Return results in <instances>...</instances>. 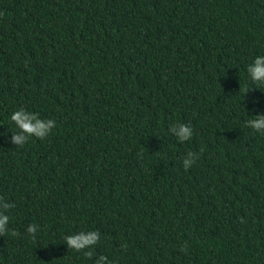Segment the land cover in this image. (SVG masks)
<instances>
[{"label": "trees", "instance_id": "16d2710c", "mask_svg": "<svg viewBox=\"0 0 264 264\" xmlns=\"http://www.w3.org/2000/svg\"><path fill=\"white\" fill-rule=\"evenodd\" d=\"M258 56L264 0H0V264H264ZM20 109L55 128L15 146Z\"/></svg>", "mask_w": 264, "mask_h": 264}, {"label": "clouds", "instance_id": "9594fccd", "mask_svg": "<svg viewBox=\"0 0 264 264\" xmlns=\"http://www.w3.org/2000/svg\"><path fill=\"white\" fill-rule=\"evenodd\" d=\"M249 76L253 83L264 86V56L255 58L253 64L247 69ZM252 90L248 89L247 93ZM254 119L246 121V126L264 135V114L254 116ZM11 121L18 128V132H12V143L15 146L23 147L28 143L29 139L35 137L40 140L46 139L56 124L53 120H43L38 114L31 113L25 109H20L14 112L11 116ZM170 132L177 137L180 143L190 140L193 136V130L190 125L177 124L170 128ZM199 159L194 152H188L183 159V166L185 171L191 168ZM14 204L4 202L3 197H0V236L8 234L9 217L5 214L7 210L14 208ZM27 232L35 239L37 233L36 225H29ZM13 236H18L19 233L12 231ZM100 242V233L98 231L80 232L75 235L65 237V243L69 249L76 252H83L88 258H92L94 253L91 249ZM95 264H111L106 256L100 255L95 261Z\"/></svg>", "mask_w": 264, "mask_h": 264}]
</instances>
